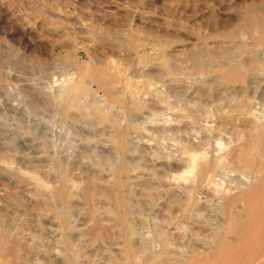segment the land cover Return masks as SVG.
<instances>
[{
    "label": "rangeland",
    "instance_id": "rangeland-1",
    "mask_svg": "<svg viewBox=\"0 0 264 264\" xmlns=\"http://www.w3.org/2000/svg\"><path fill=\"white\" fill-rule=\"evenodd\" d=\"M263 41L264 0H0V231L9 227L22 243L36 244L39 254L44 250L40 256H44L46 245H59L51 252L53 264H264V73L245 88L248 72L252 79V69L262 62L264 66V51L259 57L253 52L258 47L264 49ZM244 42L246 54L240 51ZM226 56L240 62L226 66ZM223 63L225 68L220 69L218 65ZM239 73L246 77L245 82ZM74 82L80 87L68 109L64 108L66 101L45 100L37 90L58 93ZM120 93L134 100L124 99ZM158 94L168 100L162 102ZM104 95L116 106L113 110L128 106V115L135 121L124 130L139 147L127 155L138 166L129 174L124 172V188L116 185L113 170L102 162L107 156L117 158L113 128L96 111L85 114L78 110ZM242 96H250L251 102L241 106ZM137 99L143 104L138 109ZM196 108L201 120L184 116L185 111ZM257 115L263 118L259 121ZM219 139L229 145L221 153L216 150ZM185 140L203 150L214 146L216 154L232 152V160L223 159L228 167H219L211 179L202 181L196 177L198 181L190 178L185 183L168 171L156 183L161 199L152 205L143 194L142 182L156 180L155 172L167 171L160 164L168 160L163 157L168 153L169 160L179 166V148ZM82 148L89 157L81 158ZM6 156L13 162L7 164ZM80 160L82 170L74 165ZM89 172L107 177L106 182L97 180L98 191L87 188L82 175ZM192 186L197 189L191 208L184 205V196ZM219 188L237 198L238 212L230 211ZM129 189L133 203L130 217L135 220L132 238L142 239L138 243L146 247L140 257L128 263L121 241L114 246L99 237L107 233L120 239V229L114 225L119 217L108 211L119 203L121 207L129 205L128 199L124 200ZM105 192L107 201L101 197ZM219 206L222 212L217 210ZM66 218L70 223L67 228ZM93 226L101 228L94 232ZM107 228H112L113 234ZM159 228L172 234L167 246L157 240L162 232ZM214 231L219 237L213 240ZM96 232L98 237H94ZM39 234L45 236L43 240ZM207 240L213 241L205 244ZM68 241L77 248L75 252H81L76 263L73 253L67 251Z\"/></svg>",
    "mask_w": 264,
    "mask_h": 264
},
{
    "label": "bare ground",
    "instance_id": "bare-ground-1",
    "mask_svg": "<svg viewBox=\"0 0 264 264\" xmlns=\"http://www.w3.org/2000/svg\"><path fill=\"white\" fill-rule=\"evenodd\" d=\"M259 31V30H258ZM257 32V31H256ZM109 35V34H108ZM242 38V37H241ZM243 40V39H242ZM241 42V41H240ZM246 42H248L247 41V39H246ZM252 42V41H251ZM259 42V41H258ZM264 42V41H263ZM129 43V42H128ZM253 43V42H252ZM261 43V42H260ZM240 44H242V43H240ZM239 44V45H240ZM255 44V42L253 43V45ZM262 44V43H261ZM261 44L259 45V46H261ZM77 45V44H76ZM245 45H246V43L244 42L243 43V47H242V45H240L241 47V49H240V51L241 52H245L244 54H246L247 53V50H246V48H245ZM248 45H252V44H248ZM256 45H258V44H256ZM263 45H264V43H263ZM262 45V47H264ZM248 47V46H247ZM253 47V46H252ZM254 47H255V45H254ZM256 48V47H255ZM211 49V48H210ZM251 48H250V46H249V49L248 50H250ZM92 50V49H91ZM253 50H254V48H253ZM252 50V51H253ZM264 51V49L263 48H260V47H258V49H256L255 51H253V52H255V54L259 57V56H261V53ZM207 52V51H206ZM250 52H251V50H250ZM249 53V52H248ZM234 54V53H233ZM252 54H254V53H252ZM251 53H250V55H252ZM254 54V55H255ZM263 54V53H262ZM229 55V54H228ZM232 55V54H231ZM236 55V54H235ZM255 55V56H256ZM241 56H243V55H241ZM249 56V55H248ZM263 56H264V54H263ZM227 57V56H226ZM225 57V58H226ZM231 57V56H230ZM228 58V57H227ZM241 58H243V57H241ZM244 58H245V56H244ZM251 59V58H250ZM252 59H254V58H252ZM95 60V59H94ZM255 60H256V58H255ZM243 61H245L244 59H243ZM263 61V60H262ZM261 60H260V62H262ZM240 62V59H238V60H236V59H233V58H228V59H226L225 60V65L226 64H231L232 66L233 65H235V64H232V63H239ZM246 62V61H245ZM244 62V63H245ZM258 63H259V60L257 61ZM257 63V64H258ZM263 63V62H262ZM262 63H260V65H259V67L258 68H254V69H252V79H251V75H250V73L251 72H248L249 73V78L250 79H248L247 81H246V83H245V88H246V86L248 85V86H250L255 80H257V79H259V78H261V77H259L261 74H263L264 73V66H263V64ZM88 64V63H87ZM242 64V63H241ZM241 64H240V67H241ZM231 65H230V67H231ZM246 65V64H245ZM201 66V65H200ZM218 66H220V69H224L225 68V66H224V63L223 64H219ZM227 66V65H226ZM235 66H237V65H235ZM234 66V67H235ZM249 66V65H248ZM253 66V65H252ZM105 67V66H104ZM227 68V67H226ZM249 68H247V70H248ZM226 70V69H225ZM222 71H224V70H222ZM244 71H245V69H244ZM225 72V71H224ZM246 72V71H245ZM220 73V72H219ZM234 73V72H233ZM247 73V74H248ZM237 73H235L234 75H236ZM242 74V73H241ZM246 74V75H247ZM102 75V74H101ZM174 75H175V73H174ZM220 75V74H219ZM223 75V74H222ZM239 75V77L242 79L243 78V76L241 77V75H240V73L238 74ZM237 75V76H238ZM243 75V74H242ZM245 75V74H244ZM223 77V76H222ZM221 77V78H222ZM228 77H230V76H228ZM72 78V77H71ZM74 78V77H73ZM205 78H206V76H205ZM234 78H235V76H234ZM264 78V77H263ZM244 79V81L243 82H245V80H246V77L245 78H243ZM242 79V80H243ZM219 80V79H218ZM223 80V79H222ZM229 80V79H228ZM233 79H232V77H231V81H232ZM71 81V80H70ZM239 81V80H238ZM237 80H236V83L238 82ZM259 81V80H258ZM73 82V81H72ZM260 82V81H259ZM258 82V83H259ZM261 82H263V80L261 81ZM230 83V82H229ZM234 83V82H233ZM225 84H228V82L226 83L225 82ZM254 84V83H253ZM255 84H256V82H255ZM228 85H230V84H228ZM261 85V84H260ZM259 85V86H260ZM68 85H66L65 87H67ZM258 86V87H259ZM80 87V85H79V83H76V82H74L73 84H71V85H69L65 90L63 89L62 91H60V92H58V93H52V94H50V93H44L41 89H37L38 91H39V93L41 94V95H43L44 96V99L45 100H54V101H58V102H61V101H66V104H64V108L65 109H68V108H70V107H72V105H73V100H75V93H76V91H77V89ZM244 88V89H245ZM248 88H250V87H248ZM103 89H105V88H103ZM108 89V88H107ZM113 89H115V88H113ZM131 89V88H130ZM252 89V88H251ZM255 89V88H254ZM106 90V89H105ZM132 90V89H131ZM66 91V92H65ZM237 91V90H236ZM248 91H250V90H248ZM108 92V91H107ZM131 92V91H130ZM38 93V94H39ZM105 93V92H104ZM110 93V92H109ZM239 93H240V91H239ZM251 93H252V91H251ZM251 93H248V94H251ZM253 93H255V92H253ZM121 94V96H123V97H125L124 99H133L134 97L133 96H131V97H128L126 94H124V93H120ZM237 94H238V91H237ZM244 94V93H243ZM110 95V94H109ZM112 95H113V93H112ZM139 95V94H138ZM241 95V94H240ZM247 95V94H246ZM38 96V95H37ZM137 96V95H136ZM158 96H159V99L162 101V102H165L166 100H168V99H166L165 100V98H164V96H162V95H159L158 94ZM233 96H235V95H233ZM245 96V95H244ZM111 97V96H110ZM115 97V96H114ZM120 97V96H119ZM243 97V96H242ZM240 97L239 99H241V100H243L244 101V99L243 98H246V97ZM116 98H118V96H116ZM43 99V98H42ZM119 99V98H118ZM129 99V100H130ZM140 99V98H139ZM139 99H137V100H135V101H139ZM238 99V100H239ZM134 100V99H133ZM240 100V101H241ZM32 101V100H31ZM30 101V102H31ZM37 101V100H36ZM36 101H34L33 102V104L36 102ZM186 101V100H185ZM242 101V105L241 106H243V105H245V104H249L250 102H251V97L249 96H247V98H246V101H247V103H245V101L243 102ZM132 102V101H131ZM187 102H189V101H187ZM231 102V101H230ZM229 102V103H230ZM38 103H39V101H38ZM38 103H35V104H38ZM46 103V102H45ZM127 103H129L130 104V102H127ZM155 103V102H154ZM236 103V102H235ZM234 103V104H235ZM238 103V102H237ZM236 103V104H237ZM135 104V103H134ZM168 104L169 105H167L168 107L171 105L170 104V102L168 101ZM184 104V103H183ZM186 104V103H185ZM252 104H253V101H252ZM42 105V104H41ZM44 105V104H43ZM42 105V106H43ZM48 105V104H47ZM125 105V104H124ZM124 105H120V106H118L117 108H116V110H113L114 109V107H116L111 101H110V99H109V97H107L106 95H104V97H103V99L102 100H100V99H96V100H93L89 105L87 104V105H81V106H79L78 107V110H81L83 113H85V114H91V113H93V111H96L95 113L96 114H99L100 115V119H102L103 121H105V122H107L112 128H113V131L115 132V138H116V141H115V143H116V151H117V158H115V159H113V157H105L103 160H102V162H103V165H106V166H108V169L109 170H113V173H114V175H113V177H114V180H115V182H116V185H118V187H122V188H124L125 186H126V181H125V179H126V174H129V173H131L132 171H134L135 169H136V167L138 166V164L136 163V162H134V160L135 159H130L127 155H128V153H132V152H136V151H138V149H139V147L137 146V145H135V143H133L131 140H130V138H129V132L128 131H125L124 129H125V126L127 127V129H128V127H130V125L131 124H133V123H135V121L133 120V118H130V115H128V110H127V107L126 106H124ZM133 105V104H132ZM143 104L142 103H140V101L139 102H137V104H136V106L135 107H137V109H138V107H140V106H142ZM182 105V104H181ZM233 105V104H232ZM238 105V104H237ZM257 105V104H256ZM41 106V107H42ZM45 106V105H44ZM183 106V105H182ZM188 106H190V105H188ZM222 106V105H221ZM231 106V105H230ZM236 106V105H235ZM238 106H240V104L238 105ZM250 106V105H249ZM252 106V105H251ZM145 107V106H144ZM185 107V106H184ZM248 107V106H247ZM170 108H172V106H170ZM169 108V109H170ZM180 108V107H179ZM183 108V107H182ZM230 108V107H229ZM233 108V107H232ZM245 108V107H244ZM252 108V107H251ZM254 108V107H253ZM262 108V107H261ZM35 109V108H34ZM90 111H89V110ZM216 109H217V107H216ZM245 109H248V108H245ZM245 109H243V110H245ZM249 109H250V107H249ZM260 109V108H259ZM182 110V109H181ZM184 111H185V109H183ZM206 110V109H205ZM227 110V109H226ZM226 110H225V112H226ZM238 110V109H237ZM241 110V109H240ZM256 110V109H255ZM92 111V112H91ZM168 111V110H167ZM174 111H177V110H174ZM183 111V112H184ZM208 111H210V110H208ZM232 111H234V110H232ZM236 111V110H235ZM239 111V110H238ZM242 111V110H241ZM249 111V110H248ZM260 111V110H259ZM263 111V110H262ZM178 112V111H177ZM181 112V111H180ZM186 113H184V116L185 117H188V118H191V119H193L194 121H198V120H201L200 118H202L200 115V109H192V110H188V111H185ZM261 112V111H260ZM259 112V113H260ZM211 113V112H210ZM209 113V114H210ZM130 114V113H129ZM205 114H206V111H205ZM258 114V113H257ZM151 115V114H150ZM163 115V114H162ZM161 115V116H162ZM256 114H255V111H254V116H255ZM171 116V115H170ZM207 116V115H206ZM211 116V115H210ZM248 116V115H247ZM168 117V116H167ZM259 116L257 115V118H258ZM263 117H264V113H263ZM262 116H261V118H263ZM172 117H169V119H171ZM256 118V117H255ZM261 118L259 119V121L261 120ZM181 119V118H180ZM264 119V118H263ZM149 120H151L150 119V117H149ZM186 120V119H185ZM139 121V120H138ZM152 122H153V119L151 120ZM155 121H156V119H155ZM154 121V122H155ZM166 121H167V123L166 124H168V120L166 119ZM207 121V120H206ZM264 121V120H263ZM157 122V121H156ZM164 122V121H163ZM169 122H170V120H169ZM174 122V121H173ZM158 123V122H157ZM156 123V124H157ZM160 123V122H159ZM165 123V122H164ZM182 124V123H181ZM207 124V123H206ZM212 125V124H211ZM133 126V125H132ZM144 126V125H143ZM215 126V125H214ZM261 126H262V124H261ZM185 128V127H184ZM213 128V127H212ZM261 128V127H260ZM126 129V130H127ZM190 129V128H189ZM196 129V128H195ZM206 129V128H205ZM209 130H210V128H208ZM95 130V129H94ZM161 130H162V128H161ZM173 130V129H172ZM177 130V129H176ZM208 130V131H209ZM214 130V129H213ZM157 131V130H156ZM264 131V130H263ZM146 132V131H145ZM149 132V131H148ZM101 133V132H100ZM260 133H262L261 131H260ZM148 134V133H147ZM264 134V133H263ZM261 135V134H260ZM228 136V135H227ZM91 137L92 136H88V138L89 139H91ZM154 137V136H153ZM156 137V136H155ZM168 137V136H167ZM261 137V136H260ZM174 138V137H173ZM178 138V137H177ZM256 138V137H255ZM3 139V138H2ZM145 139V138H144ZM147 139V138H146ZM180 139V138H179ZM195 139V138H194ZM231 139V138H230ZM174 141V140H173ZM178 141H180V140H177V142ZM230 141V140H229ZM257 141H258V136H257ZM82 142V141H81ZM152 142V141H151ZM226 142V141H225ZM178 143H180V142H178ZM216 143H217V145H216V147H218V149H216V150H219V152L218 153H221L220 152V150L221 149H223V147L225 146L224 145V143H223V141L222 140H220L219 139V141H216ZM227 143V142H226ZM232 143V142H231ZM157 144V143H156ZM21 145V144H20ZM228 145V144H227ZM225 146V147H228V146ZM231 145V144H230ZM210 147V146H209ZM231 148L233 147V146H230ZM148 148V147H147ZM147 148H146V150H147ZM213 148H214V146H213ZM213 148L211 147L210 149L211 150H213ZM83 149V148H82ZM114 149V148H113ZM210 149H208V150H210ZM208 150H203L199 145H196L195 143H192L191 141H182L181 142V145H180V148H179V151H180V154L182 155V159H181V157H180V160H182V163L180 162V161H178V162H180V164H179V166L177 165L176 166V164H174L173 162H175L176 163V161H173L172 162V160L170 161L169 159H170V156H171V154H167V155H165V156H163V157H165V158H167L168 160H166L165 162H163L162 164H160V165H163V167H167V171H164V172H162L163 170H161V172H155L154 173V177H155V179L156 180H154V179H150V180H148V181H145V182H142L143 184H142V186H143V194L145 195V197L147 196V199H148V201H150V203L152 204V205H156L157 204V201H159V199H161V198H159V194H158V189H157V186H156V183H157V181H159V180H162V177L163 176H165V174L168 172V171H170V172H174V174H172V177L173 178H175L176 180L178 179V180H180V179H183L184 180V182L187 180V181H189V179L190 178H195L196 180H197V178L196 177H198V178H201V181H202V179L203 178H207V179H211V177H213V173L216 171V170H218L219 169V167H221V166H224L225 165V162L223 161V159H227V158H229V160H232V152H229V153H227L226 152V156L224 155L225 154V152L223 151V155H220V154H216V151L214 152V150L213 151H208ZM225 150H226V148H225ZM229 150V148H227V151ZM235 150V149H234ZM0 151H1V149H0ZM3 152H5L4 150H2ZM16 151V150H15ZM140 151H142V150H140ZM155 151L158 153L159 151H158V149H155ZM10 152V151H9ZM105 152V151H104ZM235 152V151H234ZM4 154V153H3ZM102 154V153H101ZM9 155V154H8ZM152 155V154H151ZM80 156H81V158H87V157H89V156H87V151L86 150H84L83 149V151H82V154L80 153ZM79 156V157H80ZM105 156V155H104ZM155 156V155H154ZM7 157V156H6ZM9 157H11V156H9ZM9 157H7L6 158V160H4L7 164H10V163H12L13 162V158L11 157V158H9ZM153 157V156H152ZM158 157V156H157ZM159 158H161V157H159ZM238 158H240V157H238ZM234 159V158H233ZM252 160V159H251ZM28 161V160H27ZM26 161V162H27ZM153 161V160H152ZM234 161V160H233ZM30 162V161H29ZM232 162V161H231ZM3 163V162H2ZM31 163V162H30ZM84 163V162H83ZM255 163V162H254ZM33 164V163H32ZM82 162H81V160L80 161H78V163H76V164H74L75 166H77V168L78 169H81L82 170ZM253 165V164H252ZM150 166V165H149ZM244 166V165H243ZM242 166V167H243ZM257 166H259V165H257ZM153 167H155V166H153ZM224 167H228V166H224ZM223 167V168H224ZM241 167V168H242ZM260 167H262L261 165H260ZM65 168V167H64ZM181 168L183 169V170H181ZM222 168V169H223ZM244 168V167H243ZM250 168V167H249ZM156 169V168H155ZM158 169V168H157ZM226 169H229V168H226ZM225 169V170H226ZM240 169V168H239ZM253 169V168H252ZM261 169V168H260ZM65 170V169H64ZM247 170V169H246ZM250 170V169H249ZM251 171H253V170H251ZM257 171V170H256ZM262 171V170H261ZM80 172V171H79ZM81 172H83V171H81ZM124 172H126V174L124 173ZM243 172H244V170H243ZM248 172V171H247ZM28 173V172H27ZM93 173H94V171H93ZM92 172H89V174L86 176L85 174H84V176L82 175V177L84 178V180H87L86 182H88V187L87 188H89V189H91V192H92V190H94V191H98L97 190V188L98 187H96L95 188V185H96V183H98V181L99 180H103V182L107 179V177H104V176H97L98 174H93ZM216 173H217V171H216ZM250 173V172H249ZM47 174V173H46ZM233 174V173H232ZM243 174V173H242ZM246 174V173H245ZM31 175V174H30ZM48 175V174H47ZM68 175V174H67ZM79 175V174H78ZM217 175V174H216ZM33 176V175H32ZM171 176V175H170ZM255 176H257V174L255 175ZM254 176V180H255V178H257V177H255ZM262 176V175H261ZM54 177V176H53ZM68 177H69V175H68ZM128 177H129V175H128ZM136 177V176H135ZM151 177V176H150ZM153 177V176H152ZM151 177V178H152ZM249 177V176H248ZM263 177V176H262ZM164 178V177H163ZM222 178V177H221ZM246 178V177H245ZM251 178H252V175H251ZM250 179V178H249ZM248 179V180H249ZM261 179V178H260ZM98 180V181H97ZM167 180V179H166ZM169 180V179H168ZM173 180V179H172ZM192 180V179H191ZM190 180V182H192ZM186 181V182H187ZM198 181V180H197ZM204 181V180H203ZM208 181V180H207ZM211 181V180H210ZM209 181V182H210ZM223 181V180H222ZM242 181V180H241ZM252 181V179H250V182ZM101 182V181H100ZM106 182V181H105ZM163 182V181H162ZM161 182V183H162ZM185 182V183H186ZM224 182V181H223ZM244 182H246L245 180L244 181H242V183L244 184ZM248 182L249 181H247V183H245L246 185H248ZM79 183V182H78ZM175 183H176V181H175ZM193 183V182H192ZM219 183V182H218ZM217 183V184H218ZM230 183V182H229ZM204 184H206V183H204ZM220 184V183H219ZM257 184H259V183H257ZM75 185V184H74ZM160 185V184H159ZM192 185V184H191ZM221 185H222V183H221ZM77 186V185H76ZM99 187H100V185H98ZM182 186V185H181ZM184 186V185H183ZM188 186V185H187ZM220 186V185H219ZM224 186V185H223ZM254 186V185H253ZM197 187V186H196ZM196 187H194V186H192V187H189L186 191H187V196H184V197H186V198H184L185 199V206L186 207H189V206H191V208H192V205H193V202H194V197H193V193H195L196 191H195V189H197ZM5 188V187H4ZM249 188V187H248ZM3 189V188H2ZM110 189V188H109ZM216 189V188H215ZM103 190H106V192H107V189H105V188H103ZM111 190V189H110ZM160 190V189H159ZM217 190H219L221 193H219L220 194V197H222L221 196V194L223 195V196H225V202L227 203V206L228 205H230V207H231V209H230V211L232 212V213H235L237 210H238V206L236 205V202H235V200L237 199L236 197H234V198H232V197H230V196H228L229 194H228V192H226V191H224V189L223 188H219V189H217ZM227 190V189H226ZM237 190V189H236ZM100 191H101V189H100ZM120 191V190H119ZM118 191V192H119ZM132 190H128L125 194H126V197L124 198V200L125 199H128V200H125V202L127 201V203H128V201H129V205H123L122 207H121V205H120V203H119V205L117 204L118 202H116V204H117V206L118 207H113L114 209L113 210H109L108 212H114L115 213V215H116V217H119V218H117L116 219V222H117V220L119 219V222H117L118 224H114V225H118V227H119V229H120V235H119V238L120 239H116V238H112V236L111 235H107V233H106V236H104V237H99V239H101L102 241H105L106 243L108 242V244H115V245H117V243L118 244H121V242H122V245L124 246V253H125V256H126V258H127V261L126 262H128V260H129V262L130 261H134V259L136 258V257H140L142 254V252L144 253V249H145V245L143 244V243H138V241H141V240H138V241H136L135 240V238H132V236H134V233H135V228H134V223L133 222H135V220H132L131 219V217H130V210H131V206L133 205V203H132V192H131ZM231 191V190H230ZM27 192V191H26ZM85 192H86V190H85ZM84 192V193H85ZM104 192V191H103ZM105 192V193H106ZM160 192V191H159ZM120 193V192H119ZM217 193V192H216ZM27 194V193H26ZM86 194H88V192H86L84 195H86ZM100 194V193H99ZM98 194V195H99ZM137 194V193H136ZM215 194V193H214ZM213 194V195H214ZM30 195V194H29ZM90 195H92V193H90ZM102 195H104V194H102ZM107 195V193L104 195V196H101V197H105ZM109 195V194H108ZM108 195H107V198H108ZM116 195V194H115ZM118 195V194H117ZM161 195V194H160ZM245 195V194H244ZM82 196V195H81ZM97 196V195H96ZM95 196V197H96ZM173 195H171V197H172ZM100 197V196H99ZM110 197V196H109ZM161 197H162V195H161ZM174 197V196H173ZM242 197V196H241ZM243 197H245V196H243ZM115 198H117V201H119L118 200V196L117 197H115ZM200 198V197H199ZM89 200L91 199V198H88ZM93 199V198H92ZM91 199V200H92ZM170 199V198H169ZM105 200L107 201V199H106V197H105ZM168 200V199H167ZM222 200H223V198H222ZM241 200V199H240ZM105 201V202H106ZM108 201H109V199H108ZM111 201H112V199H111ZM110 201V202H111ZM123 201V200H122ZM122 201H121V203H122ZM224 201V200H223ZM91 203H92V201H90ZM110 202H108V205H109V207H110ZM120 202V201H119ZM174 202V201H173ZM181 202H182V200H181ZM78 203V202H77ZM90 203V204H91ZM103 203V202H102ZM135 203V202H134ZM224 203V202H223ZM225 203V204H226ZM113 204H115V203H113ZM115 204V205H116ZM181 204H183V203H181ZM195 204V203H194ZM239 204V203H238ZM14 205V204H13ZM81 205V204H80ZM180 205V204H179ZM240 205V204H239ZM244 205V204H243ZM91 206V205H90ZM90 206H88V208H90ZM146 206V205H145ZM163 206V205H162ZM94 207V206H93ZM109 207H107V208H109ZM111 207H112V204H111ZM194 207V206H193ZM244 207H245V205L243 206V209H241L242 210V212L243 213H245V211L246 210H244ZM92 208V207H91ZM145 208V207H144ZM181 208H182V205H181ZM195 208V207H194ZM222 208L223 207H218L217 208V210L218 211H220V212H222L221 210H222ZM226 208V207H225ZM95 209V208H94ZM130 209V210H129ZM190 209V208H189ZM188 209V210H189ZM84 210V209H83ZM108 210V209H107ZM133 210V209H132ZM5 211V210H4ZM49 211V210H48ZM187 211V210H186ZM198 211V210H197ZM206 211V210H205ZM63 212V211H62ZM210 212V211H209ZM220 212H218V213H220ZM227 212V211H226ZM238 212V211H237ZM242 212H239V213H241L242 214ZM9 213V212H8ZM77 213V212H76ZM212 213V212H211ZM62 214H65L66 215V213L65 212H63ZM137 214V213H136ZM238 214V213H237ZM30 215V214H29ZM70 215V214H69ZM69 215H67L68 216V218H69ZM88 215V214H87ZM112 215H114L113 213H112ZM132 215H134V212H132ZM157 215V214H156ZM35 216V215H34ZM213 216V215H212ZM240 216V215H239ZM52 217V216H51ZM62 217L63 216H61V219H62ZM115 217V218H116ZM134 217V216H133ZM163 217V216H162ZM5 218V217H4ZM3 218V219H4ZM22 218V217H21ZM54 218V217H53ZM105 218V217H104ZM137 218V217H136ZM2 219V218H1ZM36 219V218H35ZM19 220V219H18ZM64 220V219H63ZM99 220V219H98ZM158 220V219H157ZM169 220V219H168ZM102 221V220H101ZM111 221V220H110ZM133 221V222H132ZM146 221V220H145ZM165 221H167V220H165ZM62 222V221H61ZM64 222V225H65V227L67 228V227H69V225H70V223H69V221H67V218L63 221ZM95 222V221H94ZM103 222V221H102ZM168 222V221H167ZM166 222V223H167ZM170 222V221H169ZM4 223V222H3ZM47 223V222H46ZM73 223V222H72ZM71 223V224H72ZM184 223V222H183ZM194 223V222H193ZM192 223V224H193ZM201 223V222H200ZM99 224V223H98ZM221 224V223H220ZM1 225H2V222H1ZM27 225V224H26ZM54 225V224H53ZM63 225V224H62ZM218 225V224H217ZM222 225V224H221ZM3 226H4V224H3ZM56 226H58V225H56ZM79 226V225H78ZM6 227V226H5ZM8 227V226H7ZM15 227V226H14ZM95 226H93V228H94ZM100 227V226H99ZM98 226H96L95 227V230L94 229H92V231L94 230V232L95 231H97V230H99L98 228H99ZM106 227V226H105ZM104 227V228H105ZM218 227V226H217ZM9 228V227H8ZM2 229V231H0V264H48V263H51L52 261H51V252L53 251V249H55V248H58L59 247V245H58V247H55V246H57V245H55L54 246V248H53V245H52V247L50 246V244H48V246L46 245V249H45V254H44V256L42 257V256H40V254H41V252L43 253L44 252V250L43 251H40V254H39V252H38V249L36 250V247H35V245L34 246H31L30 244H28V243H26V242H24V243H22V241H21V239L19 238V236L18 235H16V233H13V232H11L12 230H10V228L9 229ZM13 228V227H12ZM64 228V227H63ZM62 228V229H63ZM65 228V229H66ZM101 228V227H100ZM103 228V229H104ZM168 228V227H167ZM107 229H112V228H107ZM106 229V231H108ZM160 230H161V228H159ZM218 229V228H217ZM41 230V229H40ZM70 230V229H69ZM163 230V229H162ZM161 230V231H162ZM208 230V229H207ZM15 231H16V229H15ZM88 231V230H87ZM163 231H165V230H163ZM160 232L159 234H158V242H162L163 241V244L165 243V245L167 246V244L170 242V239H171V236L169 235V234H171V233H169V234H167V233H165V232ZM20 232H22V231H20ZM99 232H101V231H99ZM98 232V233H99ZM223 232V231H222ZM55 233V232H54ZM97 232L95 233L96 234V236H94V237H98V234ZM132 233H133V235H132ZM217 233H218V231H214V233H213V235L211 236L212 237V239L214 240V238L216 237V235H217ZM79 234V233H78ZM100 234H102V233H100ZM100 234H99V236H100ZM104 234V233H103ZM108 234H109V232H108ZM111 234H113L112 233V230H111ZM118 234H119V232H118ZM117 234V235H118ZM224 234H226V232L224 233ZM43 234H39V237L43 240L44 238L43 237H45V236H42ZM47 235V234H46ZM59 235V234H58ZM116 235V234H115ZM115 235L113 236V237H115ZM172 235V234H171ZM48 236V235H47ZM101 236H103V235H101ZM148 236V235H147ZM210 236V235H209ZM37 237H38V235H37ZM50 237V236H49ZM60 237V236H59ZM67 237V235L65 236V238ZM219 236H217L216 237V239L218 238ZM221 237V236H220ZM70 238V237H69ZM68 238V239H69ZM103 238H105V239H103ZM209 239H211L210 237H208ZM207 238V239H208ZM50 239V238H49ZM98 239V238H97ZM215 239V240H216ZM100 240V241H101ZM188 240H189V238H188ZM213 240H211V241H213ZM25 241H27V240H25ZM95 241H98V240H95ZM121 241V242H120ZM144 241V240H143ZM142 241V242H143ZM211 241H206L205 242V244H210L211 243ZM28 242V241H27ZM71 242H72V240H71ZM77 242V241H76ZM158 242H157V244H158ZM216 242V241H215ZM215 242H214V244H215ZM26 243V244H25ZM99 243H104V242H99ZM219 243V242H218ZM65 244V243H64ZM67 244V251H68V253H73L72 254V257L74 256V262L76 263V261L77 260H75V257H76V255L78 254L79 256V258H80V254L79 253H81V252H75L74 250H76L75 248H73L74 246L72 245V243H70L69 241L66 243ZM7 245V246H6ZM9 245V246H8ZM104 245V244H103ZM114 245V246H115ZM165 245H163V246H165ZM215 245H217V243L215 244ZM37 246V245H36ZM105 246L107 247V246H109V245H106L105 244ZM163 246H161V247H163ZM165 246V247H166ZM44 247H45V245H44ZM79 247V246H78ZM112 247V246H111ZM203 247H205L204 245H203ZM210 247V246H209ZM209 247H207V248H209ZM213 247V246H212ZM211 247V248H212ZM215 247V246H214ZM217 247V246H216ZM108 248V247H107ZM60 249H61V247H60ZM93 249V248H92ZM110 249V248H109ZM111 249H113V248H111ZM162 249V248H161ZM164 249V248H163ZM163 249H162V251H163ZM167 249H168V247H167ZM195 249V248H194ZM193 249V250H194ZM210 249V248H209ZM56 250V249H55ZM55 250H54V252H55ZM66 250V249H65ZM57 251V250H56ZM64 251V250H63ZM119 251V250H118ZM211 251H213V249H211ZM54 252H52V253H54ZM59 252V251H58ZM57 252V253H58ZM88 252V251H87ZM101 252V251H100ZM166 252H167V250H166ZM166 252H165V254H166ZM169 252H170V250H169ZM192 252V251H191ZM194 252V251H193ZM150 253V252H149ZM153 253V252H152ZM163 253V252H162ZM168 253V252H167ZM199 253V252H198ZM56 254V253H55ZM54 254V255H55ZM65 254H66V252H65ZM65 254H63V255H65ZM158 254H160V253H158ZM194 254H195V252H194ZM54 255H52V257L54 256ZM87 255V254H86ZM85 255V256H86ZM153 255V254H152ZM193 255V254H192ZM56 256H57V254H56ZM66 256V255H65ZM67 256H70V255H67ZM89 256V255H88ZM119 256V255H118ZM155 256H156V252H155ZM165 256V255H164ZM55 257V256H54ZM71 257V256H70ZM78 257H76V258H78ZM91 257V256H90ZM107 257V256H106ZM166 257V256H165ZM168 257H170V256H168ZM187 257V256H186ZM51 258V259H50ZM56 258V257H55ZM144 258V257H143ZM151 258H153V257H151ZM164 258V257H163ZM163 258H161V259H163ZM167 258V257H166ZM171 258V257H170ZM57 260H58V258H56ZM66 259H68V258H66ZM70 259V258H69ZM69 259H68V262H70L69 261ZM92 259V258H91ZM95 259H96V257H95ZM102 259V258H101ZM107 259H108V257H107ZM139 259V258H138ZM53 260V259H52ZM60 260V259H59ZM71 260V259H70ZM72 260V261H73ZM126 260V259H125ZM169 260V258L167 259V261ZM56 261V260H55ZM141 261V260H140ZM143 261H144V259H143ZM143 261H141V262H143ZM148 261V260H147ZM78 262V261H77ZM86 262V261H85ZM128 262V263H129ZM55 263V262H54ZM59 263H61L60 261L58 262V264ZM134 263V262H133ZM164 263V262H163ZM52 264H53V262H52ZM64 264V263H63ZM79 264V263H78ZM127 264V263H126ZM143 264H145L144 262H143Z\"/></svg>",
    "mask_w": 264,
    "mask_h": 264
}]
</instances>
